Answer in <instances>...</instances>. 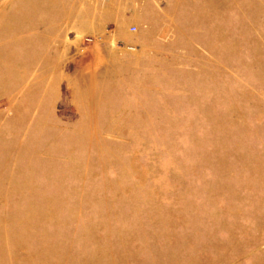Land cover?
I'll list each match as a JSON object with an SVG mask.
<instances>
[{
  "label": "rangeland",
  "instance_id": "obj_1",
  "mask_svg": "<svg viewBox=\"0 0 264 264\" xmlns=\"http://www.w3.org/2000/svg\"><path fill=\"white\" fill-rule=\"evenodd\" d=\"M0 264H264V0H0Z\"/></svg>",
  "mask_w": 264,
  "mask_h": 264
}]
</instances>
